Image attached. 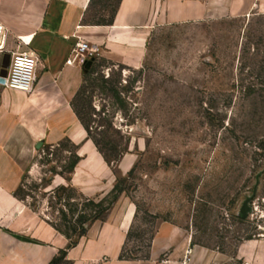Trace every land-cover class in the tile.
<instances>
[{
    "label": "rangeland",
    "instance_id": "rangeland-1",
    "mask_svg": "<svg viewBox=\"0 0 264 264\" xmlns=\"http://www.w3.org/2000/svg\"><path fill=\"white\" fill-rule=\"evenodd\" d=\"M117 2L93 0L89 19L108 20ZM89 60L73 99L82 125L110 164L130 150L137 155L114 184L135 210L122 258L148 260L165 223L187 243L178 259L170 257L173 246L159 252L156 264H186L195 246L230 255L240 241L264 236V16L161 25L138 70ZM38 150L16 196L31 223L52 227L65 248L62 232L93 208L88 200H111L113 187L85 196L56 182L75 159L68 139ZM260 171L253 210L237 217Z\"/></svg>",
    "mask_w": 264,
    "mask_h": 264
},
{
    "label": "crops",
    "instance_id": "crops-1",
    "mask_svg": "<svg viewBox=\"0 0 264 264\" xmlns=\"http://www.w3.org/2000/svg\"><path fill=\"white\" fill-rule=\"evenodd\" d=\"M92 2L0 0L6 49L33 51L39 58L32 91L0 86V264H49L66 244L45 222L31 223L25 203L15 194L39 152V142L53 146L68 139L75 145L76 164L68 177L55 180L85 196L112 189L137 160L130 150L110 164L79 120L73 99L83 83L84 69L77 60L67 62L76 42L86 41L95 50V59L138 70L145 61L148 39L161 25L264 16V0H118L109 19L99 22L89 19ZM119 197L104 220L89 224L66 250L69 264H156L158 253L171 246L170 257L178 259L187 241L166 223L152 238L148 260L119 257L135 211ZM186 264H264V236L240 241L230 255L195 246Z\"/></svg>",
    "mask_w": 264,
    "mask_h": 264
},
{
    "label": "built area",
    "instance_id": "built-area-1",
    "mask_svg": "<svg viewBox=\"0 0 264 264\" xmlns=\"http://www.w3.org/2000/svg\"><path fill=\"white\" fill-rule=\"evenodd\" d=\"M23 41L22 39H19ZM6 31L0 23V55L9 53V64L6 74L0 75V86L4 88H14L30 92L33 90L36 81V72L39 58L33 51L13 52L7 50L5 46ZM95 50L83 40H79L72 48V56L68 63L79 61L81 64L94 57Z\"/></svg>",
    "mask_w": 264,
    "mask_h": 264
},
{
    "label": "trees",
    "instance_id": "trees-1",
    "mask_svg": "<svg viewBox=\"0 0 264 264\" xmlns=\"http://www.w3.org/2000/svg\"><path fill=\"white\" fill-rule=\"evenodd\" d=\"M76 114H77V112H76ZM77 116H78L79 120L81 121V123H83L78 114H77ZM84 127L86 128V126H84ZM86 130H87V128H86ZM88 135H89V132H88ZM77 160H78V156L75 154V159L72 162V164L70 165V167L68 169V173H70L72 171ZM116 185H117V183H116ZM116 185L112 189V192H114L113 193L114 195L112 196L111 200H109L107 203L104 204V202H102V201L94 202L93 200L87 201L90 204H92L93 208L90 209V211H86L84 209H81L80 212L77 214L76 218L74 219V223H72L69 226L68 230L62 232L69 239V243L64 249H61L59 251L58 255H56L52 258V260L49 262V264H55V262L57 260L64 259L65 255H66V250L68 248L74 246L77 243V240L82 235L85 234L88 225L91 224L93 221L100 219V217L103 215V213L108 210V208L111 206V204L117 199L120 192H122V189L121 188L119 189ZM70 188L72 190H74V188H72L71 186H70ZM61 189H64V187H61ZM84 207H85V205H84ZM237 217H239V216H237ZM122 257H124V255L121 254L120 258H122Z\"/></svg>",
    "mask_w": 264,
    "mask_h": 264
},
{
    "label": "water",
    "instance_id": "water-1",
    "mask_svg": "<svg viewBox=\"0 0 264 264\" xmlns=\"http://www.w3.org/2000/svg\"><path fill=\"white\" fill-rule=\"evenodd\" d=\"M9 58L10 55L9 53H5L2 58H1V65H0V75L4 76L6 74V68L8 67L9 64ZM91 64L90 60H87L84 64H83V68L84 70H87L89 68ZM41 142H39L36 147L38 148L40 146ZM260 172H258L255 176V182L253 184V187L251 189V191L242 199L235 215L239 216L242 219H245L249 216V214L252 212L253 210V206H252V202L256 196L257 193V187L259 184V178H260Z\"/></svg>",
    "mask_w": 264,
    "mask_h": 264
}]
</instances>
